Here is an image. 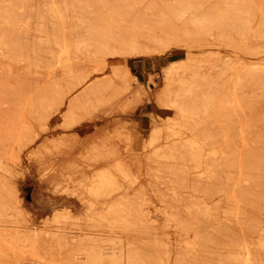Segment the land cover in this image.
<instances>
[{"label":"rangeland","instance_id":"374dc122","mask_svg":"<svg viewBox=\"0 0 264 264\" xmlns=\"http://www.w3.org/2000/svg\"><path fill=\"white\" fill-rule=\"evenodd\" d=\"M98 1L85 5L87 15L98 18V14L88 13ZM141 1L138 8L145 11L154 0ZM219 1L211 0L204 11L210 13L218 6L225 20L222 28L196 32L190 19L184 18L163 30L150 20L147 28L138 32L141 50L135 53L122 51V44L131 36L125 24L113 29L112 35L106 31L107 52L102 58L106 69L93 54L83 52H77L69 69L44 52L38 73L28 74L21 64L9 72L0 65V156L7 160L4 176L15 186L20 202L13 210L6 194L0 195V248L7 255L4 264H109L119 257L115 253L119 241L124 244L122 260L127 262L135 234L124 229L135 225L201 228L214 234V224L196 210L204 200L211 209L216 199L230 192L231 160L236 170L240 164L254 165L256 170L249 174L253 185L238 187L248 195L246 220L264 225V96L261 89H253L244 80L247 69H256L259 58L264 57V37H259L263 33L254 32L246 45L242 43L249 33L248 12L257 15L264 0H240L242 6L232 8ZM50 3L42 1L40 8L45 10ZM82 12L78 11L79 16L70 12L62 26L74 31ZM147 36L159 40L152 42ZM125 67L133 88L143 93L137 97L121 93L110 101L87 94L91 86L87 81L93 75L110 77V70ZM77 75L86 83L71 88ZM170 76L189 83L183 94L186 119L170 101L158 99L163 91L172 90ZM244 132H251L248 148L240 143ZM156 134L161 152L145 153ZM25 136L28 143H20ZM187 139H197L204 147L203 166L197 168L192 160L196 149ZM54 140L62 148L72 145L74 152H87V169L103 168L117 155L130 177L87 202L73 188L59 192L48 181L49 160L42 163L37 153ZM101 141L110 142L106 152L99 150ZM232 146L239 151L232 153ZM85 196L90 197L89 193ZM225 228L228 241L248 238L246 229L229 224ZM145 234L140 231L137 236L147 240ZM91 247L96 252L101 249L103 259L98 263L90 260L95 255Z\"/></svg>","mask_w":264,"mask_h":264},{"label":"bare ground","instance_id":"6f19581e","mask_svg":"<svg viewBox=\"0 0 264 264\" xmlns=\"http://www.w3.org/2000/svg\"><path fill=\"white\" fill-rule=\"evenodd\" d=\"M42 1L46 0H0V65L8 72L14 65L21 64L28 74L38 73L44 62V58L40 57L42 52L48 53L51 59L62 63L68 69L74 64V56L77 52L93 54L99 59L100 66L103 65L106 69V64L102 63V58L107 52V49H104L106 48L105 39L109 37L106 31L112 35L113 29H122L125 25L131 36L130 41L122 44V51L135 53L141 50L138 45V38L141 35L138 32L142 28H147L150 20L164 30L175 21L189 18V23L195 27L196 32L209 27L222 28L225 22L222 14L218 13V6H214L210 13L204 11L211 0H154L145 11L138 8V5L143 2L141 0H99L92 4L93 9L88 12L98 14V18L87 15V12L83 10L90 0H50L51 3L45 10L40 8ZM219 2L227 8L242 6L239 3L240 0H220ZM45 6L46 4L43 7ZM252 6L249 7L252 8ZM79 10L83 11L82 18L75 25L74 31L66 30L68 26L66 29L62 26V23L68 19L66 15L69 16L70 12L78 15ZM248 13L250 14L246 21V30L250 34L242 38V43L245 45L254 32L263 33L259 37H264V4L258 5L257 15ZM117 21L120 23L114 24ZM147 39L152 42L159 40L155 36H147ZM254 54L257 55L258 52H253ZM259 59L260 65L256 69H247L244 80L245 83H250L253 89H261L264 96V57ZM109 74L110 77L102 78L93 75L90 81H87V83L91 82L87 94L92 93L103 100L110 101L114 97L118 98L121 93L126 96L132 94L133 97L143 93L142 89L133 88L128 67H125V70H110ZM170 79L172 90L163 91L158 99L161 102L170 101L171 107L186 119L188 116L183 94L187 91L186 87L189 83H186L183 78L175 80L170 76ZM84 82L85 79L80 75L73 76L74 84L71 88L82 85ZM250 133L244 132L240 135V143L247 148L250 145L248 137ZM260 138L258 136V141ZM28 139L25 136L20 143L27 144ZM187 140L191 148L196 149V152L191 155L192 160L197 162V168L203 166L205 164L204 147L197 139ZM230 142L231 145L235 144L233 139ZM99 144H101L99 150L106 152L110 142L101 141ZM160 146V137L156 134L146 145L145 153L157 154L162 150ZM238 151L237 147L232 146V153L235 154ZM37 153L42 163L47 159L51 164V168L48 167L50 176H47L50 184L59 192H68L73 188L72 191L85 202L103 196L102 194L110 189L118 188L121 179L127 180L130 177L127 168L117 155L114 156V161L106 163L102 166L103 168L87 169L84 164L87 162L88 153L83 149L74 152L72 145L62 148L54 140L43 145V149ZM108 155L113 156L112 153ZM7 166V160L0 156V195L6 194L9 206L17 210L20 202L17 200L16 188L4 176L8 172ZM238 167L239 169L236 170V164L234 160H231L230 192L225 197L216 199L211 209L208 202L204 200L202 207L196 210L198 215L209 219L214 224V234H207V229L201 228L172 230L167 226L142 228L135 225L124 229L135 234L134 242L129 245L127 262L122 260L124 244L123 241H119L120 245L118 244L117 252H115L119 257L109 264H264V225L255 226L246 220L244 208L248 195L246 191H240L238 187L244 184L253 185L254 181L249 174L256 169L254 165L248 163L246 166L240 164ZM216 183L218 189V182ZM87 193L90 197L85 196ZM224 205L226 209H223ZM60 219L61 215H58L57 223H60ZM228 224L231 227L246 229L248 238L228 241L225 228ZM110 229L125 232L121 228ZM140 231L146 233L147 240L137 236ZM13 245L15 246V242ZM91 250L95 254L90 257L92 262L98 263L103 259L99 252L101 249L96 252L95 247H91ZM143 250H146V253ZM86 255L89 256L88 252ZM6 256L5 251L0 248V264H4Z\"/></svg>","mask_w":264,"mask_h":264}]
</instances>
